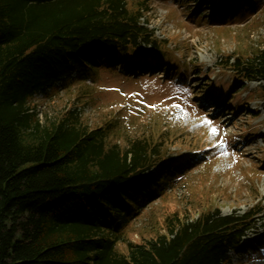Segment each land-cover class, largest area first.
I'll return each mask as SVG.
<instances>
[{"label":"trees","instance_id":"obj_1","mask_svg":"<svg viewBox=\"0 0 264 264\" xmlns=\"http://www.w3.org/2000/svg\"><path fill=\"white\" fill-rule=\"evenodd\" d=\"M187 1L191 11L212 3ZM222 3L215 11L224 18L257 0ZM138 5L0 0V264H232L231 251L262 223L260 204L229 214L209 207L192 219L174 212L165 233L131 241L129 222L187 164H170L163 140L152 135L122 145L114 124L89 127L79 108L44 120L35 109L36 92L48 94L59 80L67 87L73 73L85 81L100 67L151 63L153 50L163 55L141 20L148 7ZM227 67L247 83L242 89L257 82L264 100V49Z\"/></svg>","mask_w":264,"mask_h":264},{"label":"rangeland","instance_id":"obj_2","mask_svg":"<svg viewBox=\"0 0 264 264\" xmlns=\"http://www.w3.org/2000/svg\"><path fill=\"white\" fill-rule=\"evenodd\" d=\"M210 2L191 11L187 0H128L133 9L148 7L141 20L163 55L153 50L151 63L100 67L85 81L73 73L67 87L59 80L48 94L36 92L33 103L42 120L79 108L89 127L111 122L122 145L152 135L163 140L170 164H187L182 177L169 180L129 222L131 241L165 233V218L174 212L192 219L209 207L229 214L260 204L262 223L231 255L232 264H264V100L257 82L242 89L247 83L227 67L238 55L264 49V0L224 18L215 8L225 0ZM118 247L128 250L124 242Z\"/></svg>","mask_w":264,"mask_h":264},{"label":"snow or ice","instance_id":"obj_3","mask_svg":"<svg viewBox=\"0 0 264 264\" xmlns=\"http://www.w3.org/2000/svg\"><path fill=\"white\" fill-rule=\"evenodd\" d=\"M213 131H215V129H213Z\"/></svg>","mask_w":264,"mask_h":264}]
</instances>
